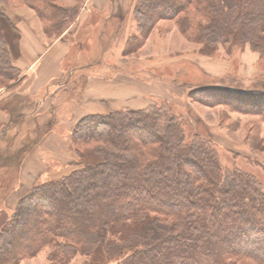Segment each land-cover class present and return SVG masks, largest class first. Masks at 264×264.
<instances>
[{
  "label": "rangeland",
  "instance_id": "374dc122",
  "mask_svg": "<svg viewBox=\"0 0 264 264\" xmlns=\"http://www.w3.org/2000/svg\"><path fill=\"white\" fill-rule=\"evenodd\" d=\"M49 2L62 8L52 20L48 19L51 15L40 14L29 0H0V36L18 70L16 79L26 78V66L20 63L25 25L33 27L47 46L61 39L69 47L62 62L63 77L40 93H24L21 86L25 79L17 88L9 89L16 80L0 75V223L7 218L14 224L19 220L16 214L20 202L32 187L61 180L81 169L80 153L99 146V141L75 142L73 136L82 119L97 115L83 112L81 106L75 113L72 111L76 105L73 100L81 93L78 88L92 75L108 81L120 79L127 87V103L135 100L133 103L139 105L108 113L157 107L163 113L174 114L185 133V144L199 136L214 148L223 168L248 173L264 188V117L253 113L255 109L246 103L241 104L243 99L251 100L255 93L264 94V56L260 50L235 35L226 36V41L198 40L212 17L203 15L193 4L172 17L173 11L158 13L161 7L154 0L149 8L153 12L148 15L154 21L147 25L141 24L143 0H111L104 10L92 9L86 16H83L86 0ZM96 102L107 105L106 108L116 107L109 101ZM11 106L15 107L12 114L8 111ZM53 131L64 141L52 142ZM154 131L170 145L177 142L175 136L165 135L155 127ZM123 134L122 139L126 136ZM42 140L43 146L52 149L38 151ZM30 164H36L35 171ZM29 176L32 181L23 182ZM61 194L53 193L56 202L52 205L62 210L63 205L58 202ZM75 214H69L68 218ZM40 221L31 217L25 229L18 224L4 229L0 224V230L4 229L0 244H5L1 236L9 238L10 244H5L9 248L34 238L35 226ZM139 222L130 220L120 232L110 231L109 238L119 243L124 234L131 236L138 231L143 234L141 238L152 243L163 233L157 227L140 230ZM12 253L0 252V259L4 254L11 259ZM109 257L104 249L92 254H68L52 243L15 264H64L67 260L65 264H117L114 256ZM239 262L258 264L247 259Z\"/></svg>",
  "mask_w": 264,
  "mask_h": 264
},
{
  "label": "trees",
  "instance_id": "16d2710c",
  "mask_svg": "<svg viewBox=\"0 0 264 264\" xmlns=\"http://www.w3.org/2000/svg\"><path fill=\"white\" fill-rule=\"evenodd\" d=\"M143 1L141 24L152 25L154 20L149 16L153 9L149 8L154 0ZM227 1L156 0L155 5L161 7L158 13L173 11L174 17L193 4L203 15L212 17L198 40L217 41L235 35L264 56V0ZM29 3L40 14L51 15L50 20L62 10L49 0ZM9 71L13 74L6 75ZM17 73L0 36V75L16 80L9 89L25 79H16ZM243 100L236 102L246 103L255 109L253 113L264 117L263 93ZM11 107L8 111L12 114L15 107ZM154 127L175 136L177 142L170 145L154 133ZM123 133L126 136L122 139ZM73 136L75 142L100 144L80 153L81 169L61 180L32 187L20 202L19 220L14 224L11 219H2L4 229L17 224L25 229L33 216L41 221L35 226L34 238L13 244L12 249L5 245L10 244L9 238L1 236L5 244H0V252L12 251L13 257L4 254L0 264H15L52 243L68 254L104 249L117 264H240L239 259L264 264L263 184L248 173L223 168L214 148L199 136L185 144V133L174 114L157 107L97 114L82 119ZM59 191L62 210L53 207V193ZM136 219L142 223L140 230L157 227L163 233L152 243L138 231L131 236L124 234L119 243L109 238L110 231L122 230Z\"/></svg>",
  "mask_w": 264,
  "mask_h": 264
},
{
  "label": "crops",
  "instance_id": "0c3cea01",
  "mask_svg": "<svg viewBox=\"0 0 264 264\" xmlns=\"http://www.w3.org/2000/svg\"><path fill=\"white\" fill-rule=\"evenodd\" d=\"M111 3V0H86L84 4L83 16L88 11L92 9H105ZM85 18V17H82ZM24 43L22 44V60L21 64H25V73L26 78L21 86V90L24 93H40L53 83V81L60 80L63 73V59L68 53L69 47L67 44L63 43L61 39L56 40L51 45L47 46L45 42L40 39V36L37 34V31L30 25H25V29L22 30ZM88 82L85 85H81L78 88V91L81 89V93H77L76 98L73 101H76V105L72 106V111L75 113L77 109L81 106V110H87L86 112L96 113V114H105L112 109H122L124 107L139 105L133 103V100L130 104L127 103V92L126 85L121 83L120 79L114 81H108L100 76L92 75L87 79ZM135 96L134 94H130ZM85 100H88L85 102ZM103 100L109 101L110 104L113 103L116 105L114 108H106L107 105H98L96 101ZM83 102V103H82ZM102 102V101H101ZM106 104V102H102ZM124 103V104H123ZM147 107V106H146ZM96 110V111H94ZM53 131L51 134L52 142H62L64 138L60 135L55 134ZM63 139V140H62ZM44 140H42L38 147V151L52 149L50 146H43ZM43 146V147H42ZM41 158V156H40ZM36 161L43 163L42 160L35 158ZM36 164H30L31 170H36ZM34 168V169H33ZM38 170V169H37ZM31 176V175H30ZM27 177L23 179L25 181H32L31 178ZM34 176L33 181L36 180ZM16 191L13 193V198L15 197ZM11 196V197H12Z\"/></svg>",
  "mask_w": 264,
  "mask_h": 264
}]
</instances>
